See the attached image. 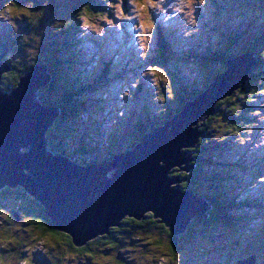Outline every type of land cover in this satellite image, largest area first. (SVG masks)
Here are the masks:
<instances>
[{"label": "trees", "instance_id": "16d2710c", "mask_svg": "<svg viewBox=\"0 0 264 264\" xmlns=\"http://www.w3.org/2000/svg\"><path fill=\"white\" fill-rule=\"evenodd\" d=\"M4 1L5 5L9 3V0ZM59 1L75 3L76 10H69V13H72L70 18L61 22L65 26L66 38L59 41L50 40L45 28L57 23L53 20L51 12H60L54 7ZM224 1L242 4L243 8H249L251 4L257 6L254 9L259 12L261 20L259 23L251 21L250 25L227 26L224 39L232 46L214 49L210 47L205 54L198 55L201 59L200 67L209 70L206 82L187 81L184 78L182 68L186 62L169 40L174 35H168L156 19L153 20L155 49L152 57L146 52L140 55L141 52L130 51L127 46L124 51H113L105 60L101 57L96 61L98 64L94 75L84 76V58L75 40L74 22L81 18V11L89 16L103 14L104 11L99 8L114 4V0L24 1L29 2L25 7H28L31 16L28 14L21 17L27 24V38L32 42L37 39V56L30 61H15V51L25 49V45L15 33L9 36L10 40L0 43V46L5 48L9 47V44L14 47L12 54H0V62H6L11 67L0 75V89L10 92L17 88L25 72H29L39 62H44L51 80L46 87L38 91L37 99L42 106L56 104L61 111L60 117L46 133V148L49 153L65 156L77 163L105 162L112 160L117 153L132 149L144 134L151 132L154 127L169 123L182 111L186 102L193 101L205 93L213 77L226 70L228 61L248 53L255 62L247 74L245 85L216 102L217 110L199 129L204 131V136L199 137L197 146L191 151L193 167L189 172H179L182 191L193 192L208 206L206 217L192 218L183 235L179 237L164 223L159 222V219L154 218L153 212H147L139 220L125 218L121 221V227L109 229V234L98 235L77 247L69 235L52 227L50 218L39 202L22 188L5 187L0 190V239L7 245L0 246V260L3 264H24L25 261L28 264H102L105 260L108 264H114V260L117 264H128L122 251L131 249L129 246L132 245L133 238L142 239V236L145 245H154L153 248L158 249L161 254L172 255L174 252L175 256L179 255L175 264H188L189 261L190 264H198L190 248L194 247V241L199 238L217 241L215 244L219 246L200 250L204 255L211 251L219 253L221 258L225 254V261L231 264H239L249 258H253V264H264V183L257 187L256 192L249 190V187L255 186L256 180H264V172L259 168L260 165L264 166V145L263 152L250 151L247 146L251 142H247L243 135V130L247 127L252 132L258 128L252 124L250 116L254 110H259L257 104L263 99L264 93V0ZM207 6L214 8L215 5L208 3ZM11 24L16 27L15 22ZM241 31H244L243 38L240 36ZM45 40L49 45L43 54L41 49ZM145 62H149L147 66L150 67L159 66L165 72L167 85L163 87L161 81L156 84L154 96H151L150 85L142 70L141 64ZM131 69L135 70L137 78V81L132 83L135 85L131 91L139 104H135V109L125 111L108 130L105 137L113 147L102 153L97 147L81 140L79 145L70 144L69 130L78 114L86 109L87 94L107 95L95 86L98 78L116 79L119 72H129ZM141 72L143 74H140ZM253 100H257L256 103H253ZM99 102L101 99L95 100L97 109L100 107ZM253 119L254 123H257V120ZM62 124L64 126L61 127ZM230 154L234 156L230 158ZM252 225L256 228H251ZM119 234H125L126 237ZM46 238L50 239L47 250L35 251ZM181 239L187 241L188 249H183L184 245L179 243ZM103 243L107 244L104 248L100 246ZM79 249L91 252L92 256L83 255L78 252ZM187 251L191 253V259L184 256ZM105 256L113 257L114 260L105 259ZM142 258H147V261L149 257L145 254ZM161 258L163 257L159 259ZM98 259L102 261L99 262ZM132 264L142 263L141 260L137 262L134 259Z\"/></svg>", "mask_w": 264, "mask_h": 264}, {"label": "water", "instance_id": "95a60500", "mask_svg": "<svg viewBox=\"0 0 264 264\" xmlns=\"http://www.w3.org/2000/svg\"><path fill=\"white\" fill-rule=\"evenodd\" d=\"M254 62L248 53L228 61L205 93L186 102L169 123L154 127L112 160L87 164L47 151L46 133L58 110L37 99L51 77L45 63L36 64L17 88L0 89V190L22 188L42 205L52 227L77 247L109 234L123 217L139 220L147 211L174 235L183 232L191 218L206 217L208 206L193 192L182 191V180L170 178L169 169L190 171L193 158L191 153L184 157L188 151L183 148L197 146L204 136L199 127L217 110L218 100L245 85ZM7 70V63L0 62V75ZM239 264H253V258Z\"/></svg>", "mask_w": 264, "mask_h": 264}, {"label": "rangeland", "instance_id": "374dc122", "mask_svg": "<svg viewBox=\"0 0 264 264\" xmlns=\"http://www.w3.org/2000/svg\"><path fill=\"white\" fill-rule=\"evenodd\" d=\"M24 1L25 0H18L17 3L19 2L18 5L20 7L27 9L28 7L25 6L29 2L25 3ZM4 2V0H0V6H5ZM143 2L147 4V11L140 7L139 4L132 2V0H129L128 3H123L122 0H114V4L105 5V8H99L100 11H104L103 14L97 13L98 15L92 14L93 16H89L85 14L84 11H81L82 19L80 18L78 21L74 22L75 29L73 30H75V40L78 42L80 53L82 54V58H84V76L91 77V75H94V70L96 71V65L98 64L96 61L101 57L105 60L113 51H117L118 49L124 51L127 46L130 51L134 50L135 52H141L140 55L143 54L142 52H146L149 57H152L155 49L153 20L156 19L158 24L166 29L167 34L169 32V34L172 33L174 35L173 38L169 40L173 42L172 44L175 46L179 56L186 62L182 68L184 78H186L187 81L206 82V75L209 74V70L207 71L200 67L201 65H199V62L201 59H199L198 55L205 54L207 50H210V47H212V49L215 47H231L232 45H229L224 39L227 26L234 25V27H236L238 24L250 25L251 21L259 23L261 20L259 19V12L255 10L257 6L252 4L249 5V8H243L242 4L237 5L236 3H230L224 0H205L203 5H200L198 0H193L192 3H189V0H152L156 5V7L153 8L152 4L148 3V0H143ZM208 3H214V8L207 6ZM74 5L75 3H70L68 1L67 3L59 1L54 4V7L58 8L60 12H58L59 16L53 11L51 12L53 20L57 23H53L51 26L47 27L48 29L45 28L47 37H49L50 40L57 39L59 41L66 38L67 33L64 29L65 26L61 24V22L64 21V19L70 18L72 13H69V10H74ZM4 15L6 18L0 19V43L3 44L7 39L10 40L9 36L15 33L25 45V49L23 48L19 51H15V61L19 59H26L27 61L35 59L39 45L37 39H34V42H32L31 39L27 38L29 34L27 33L28 31L25 30L27 25L25 19L21 16L16 18V12H5ZM29 15L31 16V14ZM109 21H111V23H109ZM150 21H152V23H150ZM12 22L16 23V27L11 24ZM85 24L95 25L96 27H84ZM254 27L252 29H254ZM41 30L42 29H40V31ZM240 36L241 38L244 37V31H241ZM16 42L18 41L16 40ZM48 45L47 40H45L41 49L43 54L48 50ZM13 48L12 44H9L7 48L0 46V54H6L7 52L12 54ZM41 63L44 62H39L38 64ZM148 63L149 62L142 63L141 66H143L142 70L145 73V79L150 85L151 96H154L156 84L161 81L163 87L167 85L166 77L162 68L159 66H147ZM7 66L9 69L11 68L8 64ZM218 67L219 66H216V68ZM134 72V69H131L129 72L128 70L119 72V77L116 79L101 80L98 78L95 86L99 87L102 92L107 95L97 93V95L87 94L85 97L87 99L85 101L86 109L78 114L77 120H74V124H72V128L69 130V140L71 139L70 144L79 145L81 144L79 142L83 141L85 144L97 147L100 152H106L113 147L105 137L108 130L115 125L118 121V117H121L125 111L135 109V104L136 106L139 104L131 91L135 85L132 83L137 81L136 73ZM140 74L143 73L141 72ZM39 89L35 90V94ZM262 96L263 99L257 104L259 110H254V113L250 116L253 120L252 124L258 128L253 132L250 129L248 130L249 127L243 130L245 140L249 143L251 142V144L247 146L250 151L263 152L264 93ZM99 99H101L102 103L99 102L100 107L97 109L95 100L99 101ZM256 101L257 100H253V103H256ZM55 107L58 110V114L55 116L56 118L54 121L60 117L59 115L61 113L56 104ZM253 118L257 120V123H254ZM62 126H64V124H62L61 127ZM50 128L51 127H49V129ZM168 128H170V126ZM199 128H201V126ZM183 150L188 151L184 156L186 157L193 149L183 148ZM231 156H234V154H230L229 157L231 158ZM182 165L184 166V164ZM259 168L264 172V166L260 165ZM169 170H171V172L168 173L170 178L179 177L180 173L175 168L171 167ZM258 182L260 183L258 184ZM181 183L182 182L178 184L180 185ZM262 183H264V180H256L254 182L255 186L249 187V190L256 192V190H258L257 187H261ZM172 186H175V184H172ZM204 213L206 214V211H204ZM125 218L129 217H123L121 221ZM191 220L192 218L188 224ZM114 228L117 229L118 227L111 226L110 229ZM251 228H256V226L252 225ZM211 229L216 230V232L219 231L216 228ZM181 235H183V232L175 236L181 237ZM120 236L124 237L125 234ZM142 237V239L133 238L132 245L129 246L131 249L122 251V255H124L128 264H132L134 259L137 262L141 260L142 264H173V261L176 262L179 255L175 257L169 253L163 255L158 249L153 248L154 245H145L144 236ZM49 242L50 239L46 238L43 244H40L35 251L40 249L46 251ZM179 243L184 245L183 249L189 248L187 246V241L185 242V240L181 239ZM215 243H217V241L213 242L208 238H199V240L194 241V247H191L190 251L194 253L198 264H231L225 261V254H223L224 256L221 258L219 253L216 252L210 251L204 255L203 252L200 251L215 247L217 245ZM106 245V243H103L100 246L104 248ZM145 254L149 257L147 261V258H142V255ZM161 256L163 258L159 259ZM184 256L191 259V253H189V251H187ZM97 261L100 262L102 260L98 259ZM102 264H108V262L105 260ZM188 264H190V261Z\"/></svg>", "mask_w": 264, "mask_h": 264}, {"label": "snow or ice", "instance_id": "6c2138e0", "mask_svg": "<svg viewBox=\"0 0 264 264\" xmlns=\"http://www.w3.org/2000/svg\"><path fill=\"white\" fill-rule=\"evenodd\" d=\"M122 2L123 3H128L129 0H122ZM132 2H134L136 4H139L140 7L144 8L145 11H147V4L144 3L143 0H132ZM192 2H193V0H189V3H192ZM148 3L152 4V7L153 8L156 7L155 3H153L152 0H148ZM198 3L200 5H203L205 3V0H198ZM10 10H14V12L17 13V17L16 18H19L20 16H24V15L30 14V12L27 9H24V8L20 7L16 3V0H9V3L7 5L0 6V19H5L6 18L5 15H4L5 12H13V11H10ZM109 23H111V21H109ZM84 27H92V28H95L96 26L95 25L85 24ZM137 223H138V221H137ZM10 242L11 241H9V243ZM0 246H4V247L7 246L5 244V242H4V240H2V239H0ZM109 247H115V245H109ZM78 252L83 253V255H85L87 257H91L92 256V253L91 252H88V251L83 250V249H79ZM172 255L175 256V253L173 252ZM105 259H113L114 260V258L113 257H110V256H105ZM0 264H3L2 260H0ZM24 264H28V262L25 261ZM114 264H117V262H115V260H114ZM173 264H175V261H173Z\"/></svg>", "mask_w": 264, "mask_h": 264}, {"label": "bare ground", "instance_id": "6f19581e", "mask_svg": "<svg viewBox=\"0 0 264 264\" xmlns=\"http://www.w3.org/2000/svg\"><path fill=\"white\" fill-rule=\"evenodd\" d=\"M190 149H192V148H190ZM180 166L183 167V165H180ZM176 170H177L178 172H182V170H180L179 168H177ZM122 225H123V223H121V225H120L119 227H121ZM119 227H118V228H119Z\"/></svg>", "mask_w": 264, "mask_h": 264}, {"label": "clouds", "instance_id": "9594fccd", "mask_svg": "<svg viewBox=\"0 0 264 264\" xmlns=\"http://www.w3.org/2000/svg\"><path fill=\"white\" fill-rule=\"evenodd\" d=\"M10 11H13L14 12V10H10Z\"/></svg>", "mask_w": 264, "mask_h": 264}]
</instances>
